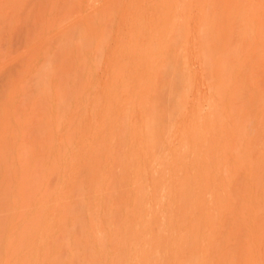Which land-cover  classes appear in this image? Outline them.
<instances>
[{
	"label": "rangeland",
	"instance_id": "obj_1",
	"mask_svg": "<svg viewBox=\"0 0 264 264\" xmlns=\"http://www.w3.org/2000/svg\"><path fill=\"white\" fill-rule=\"evenodd\" d=\"M133 247L264 264V0H0V264Z\"/></svg>",
	"mask_w": 264,
	"mask_h": 264
},
{
	"label": "bare ground",
	"instance_id": "obj_2",
	"mask_svg": "<svg viewBox=\"0 0 264 264\" xmlns=\"http://www.w3.org/2000/svg\"><path fill=\"white\" fill-rule=\"evenodd\" d=\"M157 55L159 56V54L157 53ZM202 126V124H200V127ZM188 138H189V136H188ZM145 140V139H144ZM143 140V141H144ZM159 140V139H158ZM185 140H187V138L185 139ZM146 141V140H145ZM155 142V141H154ZM164 145V142H162V141H158V143L157 144H155V145H153V147H151V155L153 156V154H155L157 151V146H159V145H162V144ZM162 145V147L163 148H165V145L163 146ZM159 149H161V146H159L158 147ZM162 148V149H163ZM156 151V152H155ZM159 151V150H158ZM149 157V156H148ZM79 158V157H78ZM84 158V157H83ZM146 159H147V157H146ZM148 159H150V158H148ZM161 174V173H160ZM163 188V187H162ZM147 190H148V194L147 195H149V194H151V192H155V193H158V192H160L159 190H161V189H159V188H157V186L155 187V190H154V188H148L147 187ZM146 190V191H147ZM157 195L158 194H155V195H149V196H147L145 199H142V200H140V201H137V202H135L134 204H123V205H121L120 206V208H119V210H121L122 209V211L120 212V214H119V219H117L118 220V222L119 221H122L123 222V224H124V227H125V225L126 226H132V227H130V228H133V226L134 225H136V223L138 224V222H147L145 219L148 217V216H152V217H150L151 218V221H150V223H154V222H157L156 220L160 217V214H161V211L163 210V206H164V208H165V205L164 204H161V203H159V202H156V200H157ZM150 196H151V198H152V196H153V198L152 199H150ZM155 197V198H154ZM159 197V196H158ZM158 201V200H157ZM195 210V209H194ZM191 211V210H190ZM190 211H188L189 213H190ZM192 213V212H191ZM193 214V216H194V213H192ZM115 216V215H114ZM113 216V217H114ZM149 219V218H148ZM191 219V218H190ZM115 220V219H114ZM116 222V221H115ZM99 223V222H98ZM98 223H96L97 225H98ZM117 223V222H116ZM149 223V222H148ZM187 223H189L190 225H191V227L192 228H199L202 224H201V219H200V217L198 216V215H196L195 214V216H194V218L193 219H191L190 221L188 220V222ZM118 224V223H117ZM120 224V223H119ZM123 224H120L121 226L120 227H122L123 226ZM144 224V223H143ZM146 240V239H145ZM153 242V241H152ZM161 242H162V239H161ZM164 242V241H163ZM148 244L150 243V242H147ZM156 243V242H155ZM154 243V244H155ZM147 244V245H148ZM152 244V243H151ZM146 245V246H147ZM160 245V244H159ZM150 246V245H149ZM148 247V246H147ZM134 248V247H133ZM150 248V247H149ZM153 248V247H152ZM155 248V247H154ZM161 248V247H160ZM194 248V247H193ZM146 249V248H145ZM148 249V248H147ZM159 249V248H158ZM182 251H184V254L183 253H180V256H182V255H188V254H185V251L187 252V253H191V252H188V249H187V247L186 246H183L182 248ZM190 249V248H189ZM151 250V249H150ZM156 251V253H157V250H155ZM190 251V250H189ZM153 252V251H152ZM159 252V251H158ZM161 252V251H160ZM165 252H166V250H165ZM165 252L163 253V255H161V253L159 254L160 256H159V258L158 259H156V257L154 258V260H155V262L157 263V264H160V262H161V264H163V263H165L166 264V262L168 263V259H167V255H165ZM171 252V251H170ZM129 254L130 255H126V256H124L122 259H121V261H119V263L118 264H137L136 262H135V260L134 259H132V257L133 258H136V256H138V255H140L141 253L140 252H138V249L137 248H134V249H131V251H129ZM171 254V253H170ZM154 255V254H153ZM177 255V254H176ZM170 256V255H169ZM180 258V257H179ZM162 261H164V262H162ZM170 261V260H169ZM187 262V261H186Z\"/></svg>",
	"mask_w": 264,
	"mask_h": 264
}]
</instances>
